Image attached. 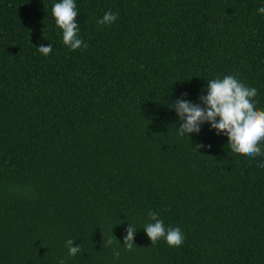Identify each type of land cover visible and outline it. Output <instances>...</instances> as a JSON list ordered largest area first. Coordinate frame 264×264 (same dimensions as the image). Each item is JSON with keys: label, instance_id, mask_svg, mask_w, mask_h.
Here are the masks:
<instances>
[{"label": "trees", "instance_id": "obj_1", "mask_svg": "<svg viewBox=\"0 0 264 264\" xmlns=\"http://www.w3.org/2000/svg\"><path fill=\"white\" fill-rule=\"evenodd\" d=\"M57 2L0 0V264H264V156L174 111L226 75L264 109V0H75L76 51ZM149 212L183 245H151Z\"/></svg>", "mask_w": 264, "mask_h": 264}, {"label": "clouds", "instance_id": "obj_2", "mask_svg": "<svg viewBox=\"0 0 264 264\" xmlns=\"http://www.w3.org/2000/svg\"><path fill=\"white\" fill-rule=\"evenodd\" d=\"M56 26L62 30L63 43L71 50L76 51L87 45L79 37V24L77 17L80 15L75 0H60L54 3L51 9ZM257 12L264 14V6L257 9ZM117 14L106 12L98 21L100 25H111L117 20ZM38 51L44 56L52 53L53 46H38ZM258 91L254 87L246 86L236 76L226 75L223 78L212 79L207 82V95L199 97L200 103L188 102L185 99H178L174 104V111L181 122L178 129L180 136L199 134L201 126L210 125L217 135L223 134L228 139L229 149L239 155L249 158L264 156V109H259L255 104V97ZM202 105V106H201ZM204 145H197L202 148ZM264 168V163L260 164ZM150 223L143 228L151 245L160 240L166 241L169 247H180L183 245L185 236L178 227H165L164 221L155 212H149ZM124 237V248L131 251L136 235V228L130 225L126 229ZM117 242L112 235L106 243L111 246ZM74 240L66 241L68 254L75 257L81 252V247H73ZM118 243V242H117ZM119 244V243H118ZM113 255L119 258L120 252L115 250ZM59 264H64L61 260Z\"/></svg>", "mask_w": 264, "mask_h": 264}]
</instances>
